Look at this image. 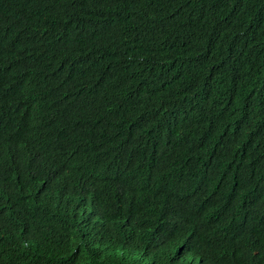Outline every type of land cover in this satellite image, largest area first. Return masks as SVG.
Listing matches in <instances>:
<instances>
[{
  "label": "trees",
  "instance_id": "trees-1",
  "mask_svg": "<svg viewBox=\"0 0 264 264\" xmlns=\"http://www.w3.org/2000/svg\"><path fill=\"white\" fill-rule=\"evenodd\" d=\"M0 264H264V0H0Z\"/></svg>",
  "mask_w": 264,
  "mask_h": 264
}]
</instances>
